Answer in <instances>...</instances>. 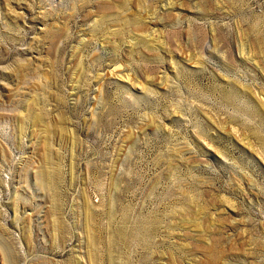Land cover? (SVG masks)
Returning a JSON list of instances; mask_svg holds the SVG:
<instances>
[{
  "label": "rangeland",
  "instance_id": "374dc122",
  "mask_svg": "<svg viewBox=\"0 0 264 264\" xmlns=\"http://www.w3.org/2000/svg\"><path fill=\"white\" fill-rule=\"evenodd\" d=\"M0 264H264V0H0Z\"/></svg>",
  "mask_w": 264,
  "mask_h": 264
}]
</instances>
